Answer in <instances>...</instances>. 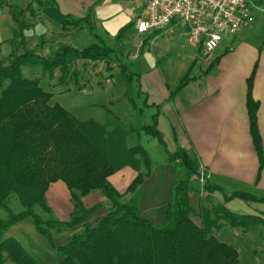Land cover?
I'll return each mask as SVG.
<instances>
[{
    "label": "trees",
    "instance_id": "trees-1",
    "mask_svg": "<svg viewBox=\"0 0 264 264\" xmlns=\"http://www.w3.org/2000/svg\"><path fill=\"white\" fill-rule=\"evenodd\" d=\"M38 1L43 11L64 29L87 27L91 30L93 27L87 16L74 17L61 12L55 0ZM125 28L127 25L118 33ZM143 36L154 37L152 34ZM113 51L101 39L80 50L63 46L54 57L41 58L42 69L68 68L72 53L82 59L104 61ZM34 57L32 51L24 50L20 54L13 52L8 63L0 58V87L7 81L0 91V208L5 212L0 217V264H6L7 259L15 264H41L17 239L5 236L10 226L25 217L31 218L36 231L61 254V260L50 264H240L236 248L219 240L211 229L228 224L248 236L252 229L253 232L264 230V219L237 214L216 203L212 213L200 207L201 224H197L192 218L194 211L188 194L192 189L190 180L198 179L200 175L198 161L184 149H179L168 153V159L172 163H181L185 177L174 179L164 224L153 225L142 216L137 198L129 203L121 202L120 194L108 180L111 174L129 165L137 171L128 187V191H134L149 174L150 162L145 149L140 144H127V136L134 129L107 121L80 120L57 102L50 104V91L44 90L37 78L24 77L20 73V66L34 62ZM255 68L256 65L247 79L246 106L250 133L259 158V178L264 154L256 121L258 103L251 94ZM189 71L170 95L187 83ZM156 121L153 114L152 123L143 126L142 130L164 145ZM141 164L145 171L141 170ZM57 180L69 188L74 207L65 221L51 216L45 199L48 185ZM202 189L207 193L223 192L224 201L238 197L264 202V196L248 191H233L227 195L221 186L208 178ZM95 190L103 193L109 206L105 215L91 223L89 217L103 203L85 206L82 197ZM12 196L22 206L17 212L8 204V198ZM36 205L47 213L46 219L35 211ZM77 225L80 228L74 231ZM64 227L74 232L68 242L57 245L51 230ZM252 252L258 254L256 249Z\"/></svg>",
    "mask_w": 264,
    "mask_h": 264
},
{
    "label": "crops",
    "instance_id": "crops-1",
    "mask_svg": "<svg viewBox=\"0 0 264 264\" xmlns=\"http://www.w3.org/2000/svg\"><path fill=\"white\" fill-rule=\"evenodd\" d=\"M101 1L55 0L64 14L74 17L87 16L90 22V17L93 21L96 19L97 9L94 6ZM133 2L137 4L136 7L138 6L135 7L136 10L139 9L141 0ZM3 10V4L0 3V21ZM136 10L130 13V19L133 20ZM261 20L264 22V19ZM92 23L95 25V21ZM258 24L261 25L260 19L255 15L254 22L236 33L230 44L217 47L209 54L203 53L204 64L197 63L200 52L197 50L192 52L188 67L183 68L171 82L165 76L163 68L138 74V97L143 98V105L150 113L151 123L152 115L155 114L157 129L163 137L164 145L158 141L159 147L152 140H147L149 134L142 130L146 125L133 126L132 122L129 125L121 124L125 128L134 129L127 138H138V143L135 144H140L145 149L150 162L149 174L134 191H128V187L136 177L137 171L129 165L111 174L108 180L120 194L119 199L130 197L126 201H131L137 198L142 216L153 225L164 224L166 204L171 197L176 178V167L181 166L178 161L174 163L169 161L168 153L179 149H184L191 157H195L199 172L202 171L212 183L221 186L227 195L233 191H248L264 196V166L257 178L259 158L250 133L246 106L247 79L256 65L251 94L258 103L256 121L264 154V25L262 23L260 34L253 31L254 26ZM172 32L185 38L187 44L192 47L188 38L178 28ZM188 69L190 79L182 88L170 95ZM136 108L135 103L131 106V112H136ZM112 112L114 116L112 114L108 119L106 116L104 120L96 121L110 122L109 119H114L116 124H119L117 122L119 115ZM127 115L122 114L123 117ZM142 139H145V142L142 143ZM141 170H146L142 164ZM194 180L197 182L199 178ZM188 198L194 211L192 218L197 224H201L198 214L200 207L212 213L216 203L223 204L234 213L264 219V202L246 201L238 197L224 201L223 192L215 190L207 193L202 189L201 183L198 188L192 186ZM45 199L55 219L68 220L74 207L70 190L63 181L50 183L45 192ZM100 202L103 203L102 207L89 217L91 223L97 221L99 217L97 212L102 211L100 216L106 214L108 210L106 197L100 190L82 197L85 206H93ZM79 228L80 225H77L74 231ZM74 231L68 227L61 230L52 229L51 235L55 244L62 245L69 241ZM253 231L254 229L251 232ZM211 232L219 240L235 247L239 253L240 263L243 264L242 254L249 249L247 237L238 228L228 224L217 229L212 228ZM6 234L17 239L22 248L41 264H50L62 259L61 254L36 231L29 217L14 223ZM250 257L246 259L248 262H258L252 254Z\"/></svg>",
    "mask_w": 264,
    "mask_h": 264
},
{
    "label": "rangeland",
    "instance_id": "rangeland-1",
    "mask_svg": "<svg viewBox=\"0 0 264 264\" xmlns=\"http://www.w3.org/2000/svg\"><path fill=\"white\" fill-rule=\"evenodd\" d=\"M133 1L102 0L94 6L98 13L95 12V25L93 23L91 30L87 27L67 30L43 11L38 0H0L4 9L0 21V58L8 63L9 56L13 52L20 54L24 50L32 51L35 54L34 62L22 64L19 68L21 75L37 78L40 86L50 91V104L57 102L80 120H104L106 116L108 119L112 114L114 116L112 112L114 111L119 115L117 122L120 125H129L130 122L133 126L148 125L151 123L150 113L143 105V98L138 97V74L163 68L165 76L171 82L183 68L188 67L192 52L197 50L201 54L197 58V63L202 62L205 56H202L201 49L191 47L185 38L172 32L175 29L171 32H158L156 37L137 34L134 31L133 20L130 19V13L138 8ZM255 3L257 8L254 9V15H258L260 24L264 25L261 20L264 19V0H255ZM138 11L139 9L136 10ZM90 20L94 22L91 17ZM126 25L128 28L119 34V29ZM261 25L254 26L253 31L261 34ZM235 36L236 34H225L218 47L230 44ZM99 39L114 49L106 60L82 59L72 53L69 55L68 68L43 71L42 57L48 59L54 57L63 46L80 50L98 42ZM122 67H125V70ZM6 85L7 81H4L0 91ZM135 103L137 108L133 113L131 106ZM122 114L128 115L123 117ZM109 120L116 124L114 119ZM144 140L142 139L141 142H145ZM147 140H152L160 147L157 138L147 135ZM135 143H138V138H127L128 145ZM176 169V177H185L184 167L177 166ZM190 182L196 188L200 185V181L196 182L194 179ZM129 198L119 200L129 203L130 201H126ZM8 204L15 212L22 209L21 204L13 196L8 198ZM34 209L43 219L48 217L47 213L42 211V207L36 205ZM101 212H97L99 217ZM4 214V210L0 208V217ZM245 237L248 239L249 249L242 254L243 264L248 262L246 259H250L251 254L254 259H258V262H248V264H264L263 230L249 233ZM253 249H256L257 255L253 254ZM6 264L15 263L7 259Z\"/></svg>",
    "mask_w": 264,
    "mask_h": 264
},
{
    "label": "built area",
    "instance_id": "built-area-1",
    "mask_svg": "<svg viewBox=\"0 0 264 264\" xmlns=\"http://www.w3.org/2000/svg\"><path fill=\"white\" fill-rule=\"evenodd\" d=\"M256 8L255 0H141L133 21L137 33L154 37L178 28L192 46L209 54L225 34L234 35L251 25ZM206 178L201 171L202 185Z\"/></svg>",
    "mask_w": 264,
    "mask_h": 264
}]
</instances>
